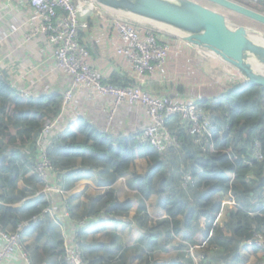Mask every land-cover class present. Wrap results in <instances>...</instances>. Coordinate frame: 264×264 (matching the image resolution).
I'll return each instance as SVG.
<instances>
[{
    "label": "built area",
    "instance_id": "obj_1",
    "mask_svg": "<svg viewBox=\"0 0 264 264\" xmlns=\"http://www.w3.org/2000/svg\"><path fill=\"white\" fill-rule=\"evenodd\" d=\"M171 38L186 43L177 35L127 19L92 0H0L1 79L23 101L51 94L60 97L57 114L41 125L33 154L24 152L33 160L34 174L44 184L30 199L43 197L50 203L55 196L61 199L59 210L47 207L31 223L18 226L16 232L0 228V264H32L24 250L22 233L26 228L49 218L69 223L66 193L58 184L48 152L54 140L64 137L78 121L100 134L133 139L160 154L178 146L177 137L167 127L175 119L188 126L187 134L196 145L208 143L214 127L207 115L198 108L197 99L185 98L177 91L181 87L177 79L192 78L197 70L181 63L169 66ZM93 44L99 49L98 55L91 52ZM97 56L113 60L112 71L131 85L107 83L109 75L100 70ZM232 72L226 77H211L217 88L213 97L244 86L242 78ZM150 81L162 87L164 93L158 96L148 90ZM243 158H247L244 160L248 165L263 161L260 144L255 142L250 155ZM184 180L190 181V176L185 175ZM238 207L233 195L224 196L212 226L226 216L228 209ZM79 227L83 228L84 223L80 222ZM247 244L264 256L262 234L254 233ZM197 248L190 247L188 255L192 256ZM63 251L65 264H87L75 239L65 237Z\"/></svg>",
    "mask_w": 264,
    "mask_h": 264
},
{
    "label": "trees",
    "instance_id": "obj_2",
    "mask_svg": "<svg viewBox=\"0 0 264 264\" xmlns=\"http://www.w3.org/2000/svg\"><path fill=\"white\" fill-rule=\"evenodd\" d=\"M255 2L258 12L264 14V0ZM107 83L118 87L131 85L118 73L112 74ZM150 83L155 91L159 90L156 82ZM182 90L179 87L178 94ZM154 93L160 96V93ZM197 106L214 127L208 143L196 145L187 134L188 126L175 119L167 127L177 137L178 146L169 148L164 154L133 139L100 134L84 121H78L64 137L54 140L48 152L51 165L59 177L58 184L62 186L63 179L58 169L68 167L69 160L84 159L87 155L92 163L110 170L114 179L127 174L136 160H145L148 165L146 172L143 175L134 174L129 187L136 188L143 201L157 196V206L167 217L163 223L168 226L167 237L189 235L191 247L199 246L202 256L206 257L207 253L216 252L215 248L227 251L234 242H247L254 233L264 236V159L248 165L247 158H243L250 155L255 142L260 144L264 158V88L243 86L228 89L216 97L197 100ZM59 108L58 94L23 101L0 76V203L15 204L44 187L34 174L33 160L25 157L24 152L33 154V145L43 121L54 117ZM30 172L32 176L26 178ZM185 175L190 176V181L184 180ZM20 180L27 181V186L33 191L19 190ZM229 193L239 204L229 216L233 225L213 227L221 200ZM111 199L115 206L114 197ZM67 206L69 224L73 223L78 231L81 229L79 223H84V220L73 217L69 201ZM47 207H51V203L43 197L28 201L20 209L0 205V228L9 233L16 232L18 226L31 223ZM201 218L207 221L204 228L199 226ZM134 221L147 238V248L159 251L156 237L150 234L155 229L149 228L147 216L139 214ZM43 224L42 221L26 228L22 233L24 239ZM46 227L45 232L41 227L38 241L48 239L51 247L25 245V253H28L32 264H65L63 239L58 241L57 233ZM228 231L230 237L226 236ZM75 241L80 249L78 240ZM179 248L188 250L190 247L183 243ZM140 250L137 249L136 253ZM81 257L87 264H115L110 258L88 260L82 251ZM205 257L200 264L205 263ZM120 261V264H125L121 258ZM185 261L197 264L191 257Z\"/></svg>",
    "mask_w": 264,
    "mask_h": 264
},
{
    "label": "crops",
    "instance_id": "obj_3",
    "mask_svg": "<svg viewBox=\"0 0 264 264\" xmlns=\"http://www.w3.org/2000/svg\"><path fill=\"white\" fill-rule=\"evenodd\" d=\"M96 35L97 33L93 35L91 41ZM171 41L173 46H171L169 66H174V63H181L182 66L192 65L197 70L192 78L185 76L179 78V80L177 79L183 89L180 95L197 100L212 98L216 94L217 88L212 85L213 79L208 76L210 74L199 71V66H211L213 70L216 68L220 72V78L228 76L227 73L230 74L232 71L229 72L227 65L219 59L184 43L182 40L171 38ZM91 49V52L98 55L99 49L96 45L93 44ZM96 58L100 70L105 71L109 78L112 74L117 73L112 71L113 60L111 62L107 59V56H102V58L97 56ZM231 74L235 76V73L232 72ZM188 83L191 87L184 89L182 86L184 84L189 85ZM155 86L159 87L158 91L154 90L150 82H148L146 88L153 93H164L162 87L158 84ZM193 86L196 89L192 90ZM69 161L71 162L68 167L61 166L58 169L63 177L62 186L60 187L66 193V203L69 201L73 217L83 219L84 227L77 231L73 223H66L60 218H49L25 238V245L51 247V242L48 239L38 241L40 233L46 231L44 226L47 225L48 230L57 233L58 241L64 240L65 237L77 239L82 254L88 260H109L110 258L115 261V264H120L122 263L121 258L125 261V264H187L186 258L191 257L194 262L200 264L205 255L202 256L203 251H200L199 246L195 245L199 248L193 251L192 256L187 254L188 250L186 248H179L183 243L191 247L189 235L176 238L165 235L168 226L163 223L167 217L165 212L157 206V196L153 195L147 201H143L136 188L129 187L135 173L143 175L146 172L148 165L145 160H136L129 172L117 179L113 178L112 172L107 168L92 163L89 160V155L85 156L84 159L78 158ZM137 163L142 164L140 165L142 168L141 173L136 168ZM31 176L32 173L30 172L26 175V178ZM31 183L29 182V184ZM17 188L33 191L27 186L25 180H20ZM111 195L114 197L115 206H113L112 197L110 198ZM30 197L26 196L20 202L12 205H6L5 203H0V205L20 209L28 201L35 200L30 199ZM60 200L59 197L55 196L51 207L59 210ZM231 212L228 209L226 216L220 219L215 226H232L233 222L229 218ZM139 214H145L149 228L155 229L150 234L156 237L155 241L159 245V251H150L147 248V238L134 221ZM204 220L203 218L199 220L201 228L207 225V221ZM226 236H231L230 231L226 233ZM137 249H141L139 253H136ZM215 251L212 254L207 253L205 263L202 264H264V256L258 250L251 248L247 242H234L227 251L219 248H215ZM52 253H55V251H52ZM52 262L55 261L52 259Z\"/></svg>",
    "mask_w": 264,
    "mask_h": 264
},
{
    "label": "water",
    "instance_id": "obj_4",
    "mask_svg": "<svg viewBox=\"0 0 264 264\" xmlns=\"http://www.w3.org/2000/svg\"><path fill=\"white\" fill-rule=\"evenodd\" d=\"M139 23H147L182 38L233 69L244 86L264 88V35L255 42L244 27L232 29L224 14L192 0H92ZM264 27V14L232 0H202ZM173 30V31H169ZM260 68L257 71L256 68ZM263 71V72H262Z\"/></svg>",
    "mask_w": 264,
    "mask_h": 264
},
{
    "label": "rangeland",
    "instance_id": "obj_5",
    "mask_svg": "<svg viewBox=\"0 0 264 264\" xmlns=\"http://www.w3.org/2000/svg\"><path fill=\"white\" fill-rule=\"evenodd\" d=\"M192 1H194V2H196L198 4H200V5L208 8V9H211V10H213L215 12H219V13L224 14L226 16V18H227V23H228L229 27H231L232 29H235L237 27H244V28H246L249 31V35H250L251 38L253 36H255V33H259V34H263L264 35V27L259 25V24H257V23H254V22H252L250 20H247V19H245V18H243L241 16H238L236 14H233L231 12L225 11V10H223V9L217 7V6L209 4V3L204 2L202 0H192ZM232 1H235V2L241 4V5L245 6V7L251 8V9H253L255 11L257 9L255 6L258 5L257 2L252 1V0H232ZM257 12H258V9H257ZM199 68L201 69V71L203 73H209L210 75H208V76H210V78L211 77H218V76L220 77V72L216 68H214V70H213V68H211V66H206V65H204V66L201 65V66H199ZM259 72H261V71L259 70ZM235 76H237V74ZM183 87H184V89H189L191 86H190V84L189 85H185L184 84ZM194 89H196V88L193 86L192 90H194ZM137 165L138 166H136V168H137L138 171H140L139 173H141L142 172V168H141L140 165H142V164L137 163ZM137 175H139V174H137Z\"/></svg>",
    "mask_w": 264,
    "mask_h": 264
},
{
    "label": "bare ground",
    "instance_id": "obj_6",
    "mask_svg": "<svg viewBox=\"0 0 264 264\" xmlns=\"http://www.w3.org/2000/svg\"><path fill=\"white\" fill-rule=\"evenodd\" d=\"M169 31H173V30H169ZM173 32H174V31H173ZM252 39H253L255 42H257V43H262V42H263V41H262V38H261L260 36H258V35L253 36ZM255 68H256V67H255ZM256 70L259 71L260 68H256Z\"/></svg>",
    "mask_w": 264,
    "mask_h": 264
}]
</instances>
